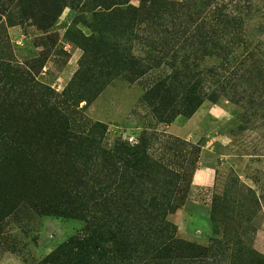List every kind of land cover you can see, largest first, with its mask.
<instances>
[{
  "label": "rangeland",
  "instance_id": "1",
  "mask_svg": "<svg viewBox=\"0 0 264 264\" xmlns=\"http://www.w3.org/2000/svg\"><path fill=\"white\" fill-rule=\"evenodd\" d=\"M153 1L129 0L134 13L101 18L95 17L98 9L90 0H70L65 6L49 0H0V156L17 148L40 161L55 159V153L67 149L71 155L60 163L66 170L74 162L104 161L91 157L87 149L114 157L142 150L179 176L166 217L175 227L176 243L146 251L136 264H264V103L257 99L264 97V88L249 82L250 87L234 89L225 81L229 99L219 96L211 102L208 96L214 88L203 83V102L193 120L178 115L169 124L161 123L153 113L158 103L149 91L179 65H198L200 71L213 60L199 59L200 50L195 57V47L185 40L176 46L150 44L146 20L173 19L171 12L168 16L158 8L145 9ZM165 1L187 7L186 0ZM233 1L216 3L228 7ZM236 1L247 39L264 46V1ZM257 3L261 4L256 7ZM177 12L179 17L183 11L178 7ZM115 54L122 59L118 66ZM16 70L33 79L29 87L40 91L38 100L54 106L67 122L68 141H56L51 129L22 121L31 98L18 92L31 90L21 86L15 94L4 82ZM252 76L264 80V72ZM71 136H79L78 143ZM74 149L80 154L77 161L71 159ZM115 169L124 167L117 163ZM203 169L211 170L212 176L205 184L193 185L194 174ZM64 174L60 170L59 178L65 183L70 178L75 193V176ZM144 185L150 193L155 187ZM96 216L93 211L50 215L36 211L31 202L1 194L0 264H38L70 238L96 229ZM102 243L99 249L112 250L110 243ZM105 262L126 264L115 258Z\"/></svg>",
  "mask_w": 264,
  "mask_h": 264
},
{
  "label": "trees",
  "instance_id": "2",
  "mask_svg": "<svg viewBox=\"0 0 264 264\" xmlns=\"http://www.w3.org/2000/svg\"><path fill=\"white\" fill-rule=\"evenodd\" d=\"M49 1L57 6H65L70 0ZM90 1L98 9L95 17L109 18L136 11L128 5L129 0ZM186 3L187 7L175 1L155 0L145 8L148 11L158 8V13L164 11L168 16L171 12L170 17L173 18L172 21L157 19L159 22H154L156 17L146 20L150 44L160 41L164 46L170 43L176 46L185 40L184 44L189 43L195 47V57L200 50L199 59L207 57L213 60L210 67L201 68L200 71L198 65L192 69L179 65L178 70L149 91L154 102L158 103L153 106V113L164 124L171 123L178 115L190 118L195 114L203 102L199 93L203 83H209L214 88L208 96L211 102L219 96L229 99L228 89L223 84L225 81L226 84L230 82L229 88L234 86V89L244 84L250 87L249 82L264 88V80L252 76L253 73L264 72V46L263 43L254 45L247 39L245 18L236 9L240 3L235 0L228 7H220L216 0H186ZM260 4L257 3L256 7ZM178 7L183 11L179 17ZM260 8L264 11V3ZM114 56L115 66L120 65L121 57L118 54ZM188 59L185 61L188 62ZM240 72L241 77H237ZM225 73L226 76L223 75ZM13 76L9 79L4 77V82L10 84L9 88L15 94L18 87H29L34 82L19 70ZM29 88V92L24 89L18 92L19 96L31 98L22 121H32L42 128L51 129L56 141H68L70 134L67 122L59 116L54 106L38 100L42 97L35 86ZM41 89L44 90V87ZM257 99L264 103L262 95H258ZM71 139L78 143L80 138L71 136ZM87 150L91 157H103L104 161L100 165L74 162L69 169L64 170L60 163H65L68 155H71L67 149L55 153V159L45 158L40 161L30 157L27 151L20 153L21 149L17 148L0 156V197L3 194L5 199L31 202L36 211L55 216L67 217L84 211L99 214L94 218L96 229L70 238L38 264H107L105 260L112 258L126 264H136L146 251L165 250L168 245L176 243L175 227L166 217L179 176L170 172L166 166L148 159L142 150L130 149L127 151L129 154L122 152L121 157L116 156L119 161L108 151ZM72 155L74 161L79 159L77 149H74ZM47 160L58 163L49 164ZM117 163L124 167L123 171L115 169ZM60 170L65 172V178L69 173L75 176V193L69 185L70 178L66 179V183L59 178ZM159 178L162 181L156 182ZM170 179H175V182H170ZM144 183L155 186L151 193L144 189ZM102 242L110 243L112 250L99 249Z\"/></svg>",
  "mask_w": 264,
  "mask_h": 264
},
{
  "label": "crops",
  "instance_id": "3",
  "mask_svg": "<svg viewBox=\"0 0 264 264\" xmlns=\"http://www.w3.org/2000/svg\"><path fill=\"white\" fill-rule=\"evenodd\" d=\"M199 113V109L195 112V114L188 119L189 120H193V118H195V116ZM172 128L177 129V127L173 126ZM184 132V131H183ZM188 134L184 133L183 137L186 136ZM187 137V136H186ZM190 137H188L189 139ZM212 171L209 169H203V170H198L196 171V173L194 174L193 178H192V184L193 185H202L205 184L207 182V180H209V178L212 176Z\"/></svg>",
  "mask_w": 264,
  "mask_h": 264
}]
</instances>
